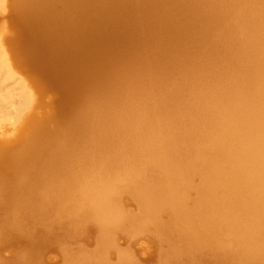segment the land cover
I'll list each match as a JSON object with an SVG mask.
<instances>
[{"label":"bare ground","instance_id":"obj_1","mask_svg":"<svg viewBox=\"0 0 264 264\" xmlns=\"http://www.w3.org/2000/svg\"><path fill=\"white\" fill-rule=\"evenodd\" d=\"M10 14L58 110L36 112L0 45V245L35 253L41 221L95 233L65 264L112 250L135 264L125 230L154 231L175 264H264V0H11Z\"/></svg>","mask_w":264,"mask_h":264},{"label":"rangeland","instance_id":"obj_2","mask_svg":"<svg viewBox=\"0 0 264 264\" xmlns=\"http://www.w3.org/2000/svg\"><path fill=\"white\" fill-rule=\"evenodd\" d=\"M0 4H2L1 0ZM5 10L1 14L5 17L2 18L3 26H0V45L7 49L18 74L25 78L27 83L31 84L35 97L39 98L46 105L44 108L36 109V112L57 111L58 106L53 104V101L57 100L58 95L47 90L46 81L41 77L37 66L31 64L26 58L25 61L23 56L19 55L20 51L16 50L11 41L8 40L9 38L12 40V35L18 32L10 16L11 0H6ZM142 43L143 45H147V41ZM49 105H51V108ZM7 127H11V125H7ZM122 205L127 206V209L133 213L139 212L137 203L132 200L122 199ZM123 206L121 207L123 208ZM30 226L35 233L32 238L33 241L39 243L43 239L41 246H36L35 253H33L27 239L24 237L2 243L0 245L1 264H9L16 253H20L23 258L27 259L36 256V259L33 261L36 264H65L68 257L64 253L65 250L73 254L83 250L91 251L96 246L94 243L96 237L94 232L77 235L72 233L65 223L38 221L32 223ZM116 242L118 247L126 252L135 264H175L173 260L170 261L169 258L164 257L167 256L165 254L168 248L167 243L152 230L145 232H134L133 230L120 231L116 236ZM107 257L111 264H115L118 261L116 250L109 251ZM90 264H102V262L94 261Z\"/></svg>","mask_w":264,"mask_h":264}]
</instances>
